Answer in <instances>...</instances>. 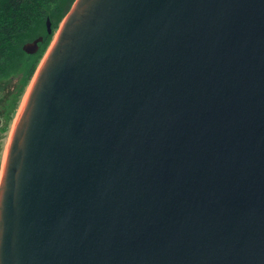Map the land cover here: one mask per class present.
Returning <instances> with one entry per match:
<instances>
[{"label": "water", "instance_id": "95a60500", "mask_svg": "<svg viewBox=\"0 0 264 264\" xmlns=\"http://www.w3.org/2000/svg\"><path fill=\"white\" fill-rule=\"evenodd\" d=\"M0 264H264V0H76L13 131Z\"/></svg>", "mask_w": 264, "mask_h": 264}, {"label": "trees", "instance_id": "16d2710c", "mask_svg": "<svg viewBox=\"0 0 264 264\" xmlns=\"http://www.w3.org/2000/svg\"><path fill=\"white\" fill-rule=\"evenodd\" d=\"M74 2L75 0H0V75L12 70L9 68L12 57L23 52L21 45L30 35L36 36L42 28L45 42L30 68V78L54 33L53 27L51 34L48 29L45 30L47 19L50 18L53 25H57Z\"/></svg>", "mask_w": 264, "mask_h": 264}, {"label": "flooded vegetation", "instance_id": "af4514ba", "mask_svg": "<svg viewBox=\"0 0 264 264\" xmlns=\"http://www.w3.org/2000/svg\"><path fill=\"white\" fill-rule=\"evenodd\" d=\"M39 37H43V40L39 43L38 51L31 53L23 49L25 43L33 42ZM27 42L22 46L23 52H19L15 57H12L11 62L9 61L11 64L9 68L12 70L0 75V176L3 175L4 171L6 145L11 137L15 119L23 102V91L35 73L28 78L30 68L40 53L45 42V36L39 34Z\"/></svg>", "mask_w": 264, "mask_h": 264}, {"label": "rangeland", "instance_id": "374dc122", "mask_svg": "<svg viewBox=\"0 0 264 264\" xmlns=\"http://www.w3.org/2000/svg\"><path fill=\"white\" fill-rule=\"evenodd\" d=\"M76 1V0H75ZM75 3V2H74ZM74 3H73V5H74ZM73 5H72V7H73ZM71 7V8H72ZM71 10V9H70ZM69 10V11H70ZM69 13V12H68ZM67 13V14H68ZM67 16V15H66ZM65 16V17H66ZM65 17H64V19H65ZM64 19L62 20V21H60L59 23H57V25H53V22H52V27L54 28V33H53V35L51 36V38H50V42H49V45L47 46V49L45 50V52H44V54L42 55V57L39 59V62H38V65H37V67H36V70H35V73H34V75H33V77H32V79H31V82L27 85V88L23 91V93H24V95H23V102H22V104H21V107H20V110L18 111V115H17V117H16V119H15V122H14V125H13V130H12V132H11V137H10V139L8 140V143H7V145H6V152H5V154H6V156H4L5 157V162H6V157H7V153H8V149H9V146H10V142H11V139H12V135H13V131H14V128H15V124H16V121L18 120V118H19V114L21 113V111H22V109H23V105H24V103H25V100H26V98H27V96H28V93H29V91H30V88H31V86H32V83H33V81H34V79H35V77L37 76V74H38V72H39V70H40V68H41V66H42V64H43V62H44V60L46 59V57H47V55H48V53L50 52V50H51V48H52V46L54 45V43H55V41H56V39H57V36H58V34H59V31H60V29H61V27H62V25H63V22H64ZM52 28V29H53ZM47 29V25L45 24V30ZM40 32H35V33H37V35L36 36H29L26 40H25V42H27V41H29V40H31V39H33V38H36L39 34H42V35H44L45 36V33L44 32H42V28H41V30H39ZM24 42V43H25ZM23 43V44H24ZM23 44L21 45V48H22V46H23ZM43 46V45H42ZM42 49V48H41ZM41 51V50H40ZM4 166H5V164H4ZM3 176V175H2ZM2 176H0V186H1V181H2Z\"/></svg>", "mask_w": 264, "mask_h": 264}, {"label": "bare ground", "instance_id": "6f19581e", "mask_svg": "<svg viewBox=\"0 0 264 264\" xmlns=\"http://www.w3.org/2000/svg\"><path fill=\"white\" fill-rule=\"evenodd\" d=\"M37 77V76H36ZM36 77H35V79H36ZM35 79H34V81H33V83H32V86H33V84H34V82H35ZM32 86H31V88H32ZM31 88H30V90H31ZM30 92V91H29ZM28 95H29V93H28ZM28 97V96H27ZM27 99V98H26ZM25 102H26V100H25ZM25 104V103H24ZM24 106V105H23Z\"/></svg>", "mask_w": 264, "mask_h": 264}]
</instances>
